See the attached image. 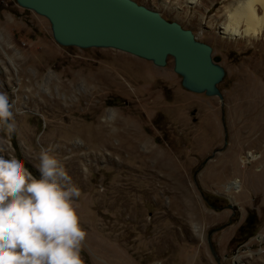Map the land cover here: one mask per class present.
I'll use <instances>...</instances> for the list:
<instances>
[{
	"label": "rangeland",
	"instance_id": "374dc122",
	"mask_svg": "<svg viewBox=\"0 0 264 264\" xmlns=\"http://www.w3.org/2000/svg\"><path fill=\"white\" fill-rule=\"evenodd\" d=\"M132 1L210 46L222 101L184 90L170 58L58 46L44 18L0 0V154L33 175L41 149L63 164L82 264H264V37L222 39L224 0Z\"/></svg>",
	"mask_w": 264,
	"mask_h": 264
},
{
	"label": "water",
	"instance_id": "95a60500",
	"mask_svg": "<svg viewBox=\"0 0 264 264\" xmlns=\"http://www.w3.org/2000/svg\"><path fill=\"white\" fill-rule=\"evenodd\" d=\"M50 25L61 47L110 49L163 68L168 58L181 87L193 94L217 97L225 76L210 46L152 9L132 0H13Z\"/></svg>",
	"mask_w": 264,
	"mask_h": 264
},
{
	"label": "clouds",
	"instance_id": "9594fccd",
	"mask_svg": "<svg viewBox=\"0 0 264 264\" xmlns=\"http://www.w3.org/2000/svg\"><path fill=\"white\" fill-rule=\"evenodd\" d=\"M11 108L0 91V125L9 133ZM51 151L41 149L36 175L19 157L0 154V264H82L79 189Z\"/></svg>",
	"mask_w": 264,
	"mask_h": 264
},
{
	"label": "bare ground",
	"instance_id": "6f19581e",
	"mask_svg": "<svg viewBox=\"0 0 264 264\" xmlns=\"http://www.w3.org/2000/svg\"><path fill=\"white\" fill-rule=\"evenodd\" d=\"M160 4L166 6V8L168 7L163 0H161ZM172 5L168 10L175 11L178 14L177 8ZM222 10L224 15V22L221 28L222 39L243 40L251 45L252 42H259V37H264V0H224ZM138 138L135 140L136 146L142 141L146 143V140L142 137L139 136ZM151 153L157 156V168L162 169V167L165 168L167 166V164L161 162L159 152L156 149ZM236 184V181H234L233 186Z\"/></svg>",
	"mask_w": 264,
	"mask_h": 264
}]
</instances>
